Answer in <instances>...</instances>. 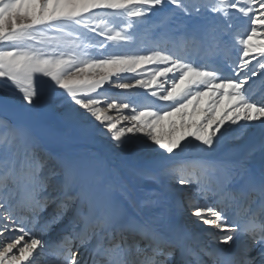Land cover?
<instances>
[{"label":"snow or ice","instance_id":"1","mask_svg":"<svg viewBox=\"0 0 264 264\" xmlns=\"http://www.w3.org/2000/svg\"><path fill=\"white\" fill-rule=\"evenodd\" d=\"M0 264H264V0H0Z\"/></svg>","mask_w":264,"mask_h":264},{"label":"rangeland","instance_id":"2","mask_svg":"<svg viewBox=\"0 0 264 264\" xmlns=\"http://www.w3.org/2000/svg\"><path fill=\"white\" fill-rule=\"evenodd\" d=\"M112 91H113L114 93H117V92H120V91H122V90L113 89ZM131 91H132L133 93H136V92L143 93V94L147 97L148 100H154V98L151 97L150 95H148L147 91L144 90V89H133V90H131ZM156 103H163V102L156 101ZM124 111H127V110H124ZM112 114L115 116V110H113ZM92 145L95 147L94 150H103L102 145H100V144H98V143H97V144H92Z\"/></svg>","mask_w":264,"mask_h":264},{"label":"bare ground","instance_id":"3","mask_svg":"<svg viewBox=\"0 0 264 264\" xmlns=\"http://www.w3.org/2000/svg\"><path fill=\"white\" fill-rule=\"evenodd\" d=\"M260 93L258 92L257 95H259ZM90 147H92L93 149H95V147L93 145H89ZM103 151V150H100Z\"/></svg>","mask_w":264,"mask_h":264}]
</instances>
